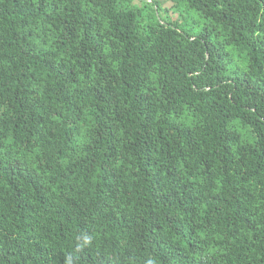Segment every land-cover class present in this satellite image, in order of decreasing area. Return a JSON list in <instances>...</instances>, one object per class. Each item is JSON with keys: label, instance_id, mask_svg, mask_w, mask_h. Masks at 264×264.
<instances>
[{"label": "trees", "instance_id": "16d2710c", "mask_svg": "<svg viewBox=\"0 0 264 264\" xmlns=\"http://www.w3.org/2000/svg\"><path fill=\"white\" fill-rule=\"evenodd\" d=\"M172 1L0 0V264H264V0Z\"/></svg>", "mask_w": 264, "mask_h": 264}, {"label": "rangeland", "instance_id": "374dc122", "mask_svg": "<svg viewBox=\"0 0 264 264\" xmlns=\"http://www.w3.org/2000/svg\"><path fill=\"white\" fill-rule=\"evenodd\" d=\"M146 2L157 3L159 6L158 17L166 22H177L183 30L198 32L202 28V22L198 25L193 15L182 16L181 10L174 6L172 0H131V4L137 6H142Z\"/></svg>", "mask_w": 264, "mask_h": 264}, {"label": "clouds", "instance_id": "9594fccd", "mask_svg": "<svg viewBox=\"0 0 264 264\" xmlns=\"http://www.w3.org/2000/svg\"><path fill=\"white\" fill-rule=\"evenodd\" d=\"M85 242H89V238H85ZM69 264H71V261H69Z\"/></svg>", "mask_w": 264, "mask_h": 264}]
</instances>
